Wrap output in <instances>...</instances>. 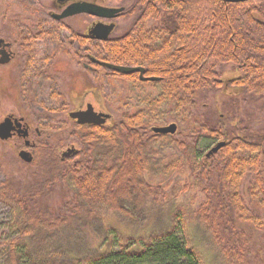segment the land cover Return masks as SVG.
<instances>
[{"label": "trees", "instance_id": "trees-1", "mask_svg": "<svg viewBox=\"0 0 264 264\" xmlns=\"http://www.w3.org/2000/svg\"><path fill=\"white\" fill-rule=\"evenodd\" d=\"M108 1L121 6L125 0ZM131 1L134 26L129 34L104 41L100 56L115 65L143 67L146 75L159 78L152 83L157 93L141 97L133 91L135 110L113 126L75 125L72 135L82 150L73 160L61 159L47 142H35L32 165L38 182L23 191L0 182V196L11 208L18 233L0 249V264H204L189 237L188 220L202 228L220 264H250L245 233L237 223L264 231V132L226 134L207 121L200 125L191 109H197L206 91L226 83L217 66H233L235 77L227 82L264 98V0ZM148 21L159 24L152 29L157 33L139 35V25ZM130 77L140 83L135 74ZM168 117L193 129L195 140L200 130L226 143L198 157L194 145L151 131ZM162 150L168 157L159 156ZM181 170L192 179L193 192L201 188L205 195L197 209L182 205L173 210L171 227L161 233H101L102 252L83 250L92 233L100 234L97 225L106 214L130 227L145 226L163 197L170 203L178 198L152 186L146 175L169 177ZM57 183L71 191L61 214L38 202Z\"/></svg>", "mask_w": 264, "mask_h": 264}, {"label": "rangeland", "instance_id": "rangeland-1", "mask_svg": "<svg viewBox=\"0 0 264 264\" xmlns=\"http://www.w3.org/2000/svg\"><path fill=\"white\" fill-rule=\"evenodd\" d=\"M53 1L0 0V39L12 43L14 52V57L9 63L0 65V122L9 115L24 117L32 127V138L36 141L49 143L56 148V154L60 155L62 151H65L66 145L70 144H73L75 149L82 150L72 135L75 125L68 118L67 113L74 108L85 92L98 89L100 98H103L106 104L107 112L112 114V119L105 125L109 126L117 124L122 114L135 110L132 107L134 99L131 93L133 94V91L139 92L141 97H145L148 93H157V91L152 88V83H129L124 77L114 75L112 77L102 68L92 73L82 68L81 62L71 56L69 47L66 45V47L53 46L45 41H35L32 45V52L35 54L36 60L40 62L35 66L39 71L44 70L45 75H37L36 79L30 75L29 85L25 86L23 82L28 78L23 76L22 70L29 55V47L24 44L25 41L27 42L25 39L29 32L37 31L33 25L38 22L43 23L46 20L49 27L55 26L56 22L48 18L47 15L49 11H55ZM131 2V0H125L121 5L125 7V10L115 19L116 28L110 37L124 35L135 22L137 17L130 13L128 8ZM99 3L104 6L111 4L107 0H99ZM111 5L119 6L115 3ZM91 21L85 16H78L66 19L64 22L71 28L83 32ZM30 35L33 37V34L30 33ZM65 39L67 44L68 39ZM84 53L82 51V55ZM47 55H50V58L47 57L49 60L41 68L42 60ZM82 62H86L84 57ZM216 68L219 72L225 73L223 79L228 84L227 81L235 77L234 68L231 65L222 68L217 66ZM226 83L220 89L206 91L197 109H191V113L199 117L200 121L202 120L200 125L207 121L206 124L216 125V129H220L226 134H238L239 136H243L246 131L264 132V98H258ZM112 85H115L116 88L114 89ZM58 94L59 97H57ZM117 97L125 98L126 102L119 103L120 100ZM61 100H67L65 110L58 107ZM85 100L91 101L90 94L86 96ZM71 101L74 103L72 104ZM170 123L177 125L176 132L170 135H173L174 139L194 145L198 157H203L209 148L219 141L214 137H207V132L200 130H196L197 139L195 140L194 136L190 135L194 131L193 129L190 130L188 126L176 122L173 117H168L164 125ZM35 129L40 133L39 136L34 132ZM21 150H25L22 139L11 137L7 140H0V182H6L8 186L19 191L38 182L36 167L32 165V162L26 163L19 157ZM30 154L32 155V153ZM162 155L168 157L167 152L163 150L159 156ZM198 157L197 159H199ZM154 171L156 170L154 169ZM146 179L152 186L160 187L165 195H174L175 193L178 198L170 203L165 199L166 196L163 197L160 200L162 205L152 208L148 223L143 227H130L111 214L104 215L101 224L97 225L100 234L94 233L99 236L94 237L92 233L89 237L92 241L90 244H84V251L102 252L104 250L102 234L107 232H115L124 237H146L149 234L161 233L162 230L171 227L170 215L173 210H177L182 205L187 211L195 210L202 204L203 196H205L201 188L193 192L192 179L188 177L187 171H176L169 177L168 175H157V172H154L152 175H146ZM206 186L207 182H202L201 187L205 188ZM183 188L185 189L183 190ZM69 190L63 184L57 183L38 199L39 205L52 208L55 213L61 214L71 201V191ZM260 215L264 217L263 213ZM85 216L86 214H81L83 219L86 218ZM12 218L10 206L0 196V249L6 246L8 240L18 235L13 227ZM237 227L245 233L249 250L247 258L250 264H264V231L244 223H237ZM187 228L189 237L200 252L204 264H220L216 260L213 250L205 243L202 228L190 220L187 221ZM89 234L90 232L88 236ZM23 264L28 263L24 260Z\"/></svg>", "mask_w": 264, "mask_h": 264}, {"label": "flooded vegetation", "instance_id": "flooded-vegetation-1", "mask_svg": "<svg viewBox=\"0 0 264 264\" xmlns=\"http://www.w3.org/2000/svg\"><path fill=\"white\" fill-rule=\"evenodd\" d=\"M82 3V2H87L90 4H95V5H100L99 0H70V1H59V0H54L53 1V5H54V12L49 11L47 13L48 18H50L51 20H53L55 23V26H48V23H46V20H44L43 23H37L35 25H33L35 28H37L36 32H29V34L27 35V38L25 40H27V42L25 41L24 44H26V47H29V57L26 58L25 63H24V67H23V76H25V78L27 79L26 81H24V85L28 86L29 85V78L30 75L33 76V78H35L37 75H41L44 74L45 75V71H39V69H37V65L38 63H40L39 61L36 60V56L35 54H33L32 52V45L35 41H45L47 43H50L53 46H67L69 47V49H71L69 51V53H71V56L77 60L78 62H81V66L82 68L91 71L92 73L97 72V70L99 68L104 69L105 71L108 72V74H111L112 77L114 74L113 71H110L108 69H106L105 67L101 66L99 64V62H107L105 61L102 56H100V52L102 51V44L104 41H106L111 33L115 30L116 28V24H115V19L121 14L118 13L116 15L115 18L112 19H104V18H99L96 17L94 15H90L87 13H78V14H74L72 16H68L62 19H56L53 15H58L61 14L63 12V10L65 9V7L70 4V3ZM102 5V4H101ZM106 6L112 7L114 5L108 4ZM82 17L85 16L86 18H90L92 21L90 22V24L86 27V29L83 32H80L78 30H76L75 28H71V26L66 25L65 24V20L66 19H70V18H74V17ZM97 23H103V24H110V23H114V28L112 30V32L109 34L108 38L106 40H98L96 38L91 37V31L93 29V27L97 24ZM134 26V23H132V25L127 29L125 34H129L131 28ZM159 27L158 23H153L151 21L148 22H144L143 24L139 25V28H141L143 30V32H139V35L141 36H146L149 34H156L157 31L154 30L152 31V29H155ZM148 30H151L149 32H147ZM19 33V32H18ZM31 34H33V37H31ZM39 36V37H37ZM68 39L67 44H66V39ZM40 39V40H38ZM140 41H142L140 39ZM9 44V46H4L3 44ZM12 43H8V42H4L2 43V45L0 46V50L5 49L7 52L10 53L11 55V59L14 57V52L12 51ZM65 46V47H66ZM84 49V50H83ZM82 51H84L85 53L82 55ZM67 52V51H66ZM50 58V55H47L44 60H42V66L41 68L44 67V65L46 64L45 62H47ZM85 58L86 62H82V58ZM130 74H135L137 80L140 83H154L153 81L150 80H144V81H140L139 79V73L138 72H134V73H126V80L127 82L131 83L132 79L130 77ZM115 76V75H114ZM143 77L144 78H149V77H154V76H149L146 75V73H143ZM38 78V77H36ZM35 78V79H36ZM32 79V77H31ZM90 94L91 96V101H86L85 98L86 96ZM59 95V94H58ZM72 102V101H71ZM74 102H72L73 104ZM66 105H67V100H62L60 101V103H58V107L62 110L66 109ZM87 105H91L93 110L97 113H108L107 112V108H106V104L104 102L103 98H100V95L98 93V89L97 90H89L87 92H85L83 94V97L77 102V104L74 105V108L69 111L67 113L68 118L72 121L73 125H91V124H79L76 119H72L69 117V113L70 112H74V111H82L85 110L87 108ZM112 114H110V117L106 120V122L104 123L103 126L106 125L107 121H110L112 118ZM12 118H16L18 120V122L20 123V126L14 125V130L12 131V137H16L17 139H22L23 140V144H24V149L31 151L30 153H32V150L35 146V142L36 140H34L32 138V130H31V125L24 119V117H15L12 116ZM109 126H113L112 124ZM34 132L39 136V132L37 129L34 130ZM25 134V135H24ZM71 147H74L73 144L70 145H66L65 147V151ZM75 148V147H74ZM76 152H72L69 155H67V157H65L66 159H72L75 156H77L80 152L79 149H76ZM65 151H62L65 152ZM62 153L60 154V156L62 155Z\"/></svg>", "mask_w": 264, "mask_h": 264}, {"label": "water", "instance_id": "water-1", "mask_svg": "<svg viewBox=\"0 0 264 264\" xmlns=\"http://www.w3.org/2000/svg\"><path fill=\"white\" fill-rule=\"evenodd\" d=\"M225 2H240L245 0H223ZM123 7L119 8H112V7H105L101 5H95L90 4L87 2L82 3H73L69 5L66 9L63 10L61 14L53 15L56 19H62L68 16H72L74 14L78 13H87L90 15H94L99 18L104 19H112L115 18L116 15L123 11ZM114 28V23L110 24H103V23H97L92 31L91 34L93 38H96L98 40H106L109 36V34L112 32ZM4 43L2 39H0V46ZM4 46H9V44L5 43ZM11 60V55L9 52H7L5 49L0 50V65H4L9 63ZM99 64L106 69L116 72V73H139V79L141 81L144 80H150L155 81L159 80L157 77H149L144 78L143 73L144 69L142 67H130V66H122V65H115L108 62H99ZM69 117L72 119H76V121L79 124H94V125H103L106 120L109 118V115L103 114V113H97L93 110L91 105H87V108L82 111H74L69 113ZM14 125L20 126V123L16 118H12L11 115L6 116L3 118V120L0 122V140H7L12 137V131L14 130ZM177 125L175 123H170L168 125L164 126H153L151 127V131L156 134H174L176 132ZM25 135V134H24ZM224 146V142H218L215 146H213L208 153L206 154V157L216 153L219 148ZM77 150L74 147H71L67 149L65 152L62 153L61 159H64L72 152H76ZM19 157L25 161L26 163L32 162V155L27 150H21L19 152Z\"/></svg>", "mask_w": 264, "mask_h": 264}, {"label": "bare ground", "instance_id": "bare-ground-1", "mask_svg": "<svg viewBox=\"0 0 264 264\" xmlns=\"http://www.w3.org/2000/svg\"><path fill=\"white\" fill-rule=\"evenodd\" d=\"M59 1H62V0H59ZM65 1H70V0H65ZM108 1V0H107ZM221 1H223V0H221ZM245 1H248V0H245ZM224 3H235V2H225V1H223ZM240 2H244V1H240ZM71 4H73V2L72 3H70V4H68L66 7H65V9L69 6V5H71ZM101 6H104V5H101ZM105 7H109V6H105ZM119 7H123V6H116V7H114V6H112V8H119ZM123 11H124V9H123ZM122 11V12H123ZM122 12H120V13H122ZM130 67H135V66H130ZM136 67H141V66H136ZM143 68V67H142ZM144 69V68H143ZM144 72H145V70H144ZM114 73H116V72H114ZM116 74H123V73H116ZM154 77H156V76H154ZM158 78V77H157ZM157 80H155V81H153V82H156ZM58 97H59V95H58ZM62 101V100H61ZM59 103H60V101H59ZM73 112V111H72ZM103 114H107V115H109V117H110V114H108V113H103ZM153 127V126H152ZM154 133V132H153ZM154 134H156V133H154ZM159 135H163V134H159ZM218 142H221V140L220 141H217L213 146H215ZM224 142V145H225V141H223ZM212 146V147H213ZM211 147V148H212ZM211 148H209V150L211 149ZM208 150V151H209ZM208 151L206 152V154L208 153Z\"/></svg>", "mask_w": 264, "mask_h": 264}]
</instances>
